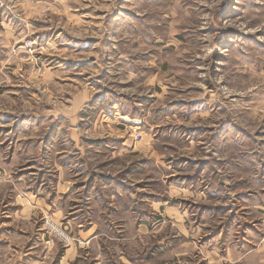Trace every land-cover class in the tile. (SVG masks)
I'll list each match as a JSON object with an SVG mask.
<instances>
[{
    "label": "rangeland",
    "instance_id": "1",
    "mask_svg": "<svg viewBox=\"0 0 264 264\" xmlns=\"http://www.w3.org/2000/svg\"><path fill=\"white\" fill-rule=\"evenodd\" d=\"M0 264H264V0H0Z\"/></svg>",
    "mask_w": 264,
    "mask_h": 264
}]
</instances>
